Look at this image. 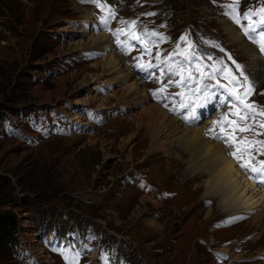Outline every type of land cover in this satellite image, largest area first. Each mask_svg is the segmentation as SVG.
<instances>
[{
	"label": "rangeland",
	"instance_id": "rangeland-1",
	"mask_svg": "<svg viewBox=\"0 0 264 264\" xmlns=\"http://www.w3.org/2000/svg\"><path fill=\"white\" fill-rule=\"evenodd\" d=\"M106 1L108 5H114V0ZM245 1L255 7L264 0H229L227 3L225 0H152L149 5L160 8V11L145 15L146 20L154 22L171 10L172 13L165 16L169 38L178 37L180 29L186 26L220 35L250 75L247 79L250 83L240 94L228 85V81L243 86L242 78L227 75L220 79L204 60V50L198 46L187 51L188 62L184 64L185 44L174 47L177 43L172 45L166 41L164 65L167 69L159 71L161 54L150 59L152 44L147 43V38L153 37L156 30L145 36L137 33L136 29L142 31L140 27H133L125 41L117 42L113 35L117 31H107L109 40L120 57L122 54L133 57L131 64L124 62L131 74L128 66L133 68L135 55L146 59L148 69L136 72L139 77L135 78L149 101L173 117L190 116L194 108L198 112L195 106L205 90L202 82L218 81V86L212 89L219 98L217 107L199 113L194 122L182 125L201 126L206 120L213 119L212 111L226 107V112L218 120L226 126L229 118L240 119L237 111L246 107V98L255 88V81V97L264 103V78H255L252 74L253 58L239 49V43L233 44L232 37L223 29L229 21L224 18H230L224 13L226 9ZM119 2L121 7L118 10L127 15L139 8L136 0ZM94 10L95 7L80 0H0V173L5 172L8 177L12 196L15 195L18 202L27 201L22 206H0H12L20 223L16 232L19 242L0 249V264H22L25 255L21 253L22 247L32 250L40 264H64L65 258L78 261L74 253L81 248L76 235L63 241L54 229H35L36 220L44 211L53 217L54 223L58 217L59 221H66V226L72 225L69 214L74 213L78 215L75 223H92L110 240L123 238L126 243L121 240L119 247L129 250L134 264H264V228H258L249 220L263 209L264 191L256 186L249 187L239 175L233 179L235 181L221 175L222 184L211 186L213 183L209 182L207 174L194 177L196 171L183 163L186 158L179 149L168 150V156L150 148V143L137 132L132 116L135 109L110 96L115 89L114 83L97 80L103 68L97 61L105 52L99 51L101 49L93 45V40L105 27L96 24L94 29L93 23L90 27L87 25L86 19ZM122 20V25L128 22L124 16ZM191 36L186 32L184 41L188 42ZM249 36L255 41L259 39L256 31ZM133 41L140 44L139 49ZM202 42L206 43L202 46L212 47L209 41ZM42 46L48 50L33 60L32 56ZM175 58V65L183 66L180 75L168 70ZM185 78L192 84L182 88L178 98L172 83ZM95 85L105 92L98 91ZM109 96L103 102L102 98ZM88 97H93V101L84 100ZM171 102L174 106L177 104V109L170 114L161 103L169 105ZM87 105L100 110L94 114L99 124L93 132L60 135L53 133L56 127L46 128L50 119L55 121V117H62L65 110L85 120L83 110ZM107 110L110 113H105ZM247 117L252 119L251 125L264 132V114L256 110ZM57 129L59 132L65 130ZM123 140L130 143V152L121 147ZM237 143L232 141L228 147L237 151ZM246 152L245 148L238 150L241 162L246 161ZM247 161L254 162L253 157ZM133 170H139L140 175L129 182L124 174ZM246 172L240 171L242 177ZM143 174L149 179L143 180ZM152 182L158 187V194L160 189H168L174 194L167 193L162 199L152 194L151 201L155 200L157 204L146 201L142 206L140 197L150 191ZM232 190L233 195L228 196L226 192ZM247 198L257 202L245 207ZM237 210H241L238 216L227 215L238 213ZM149 219H156L162 229H152ZM256 235L258 238L254 239ZM104 249H108L105 244ZM220 249L228 253L235 250L238 254L226 255ZM82 254L84 259L76 264H91L84 252Z\"/></svg>",
	"mask_w": 264,
	"mask_h": 264
},
{
	"label": "bare ground",
	"instance_id": "bare-ground-1",
	"mask_svg": "<svg viewBox=\"0 0 264 264\" xmlns=\"http://www.w3.org/2000/svg\"><path fill=\"white\" fill-rule=\"evenodd\" d=\"M91 15L92 16H89L86 19L88 21L87 25H90V22L95 25V23L97 22V20L94 18L95 14L91 13ZM86 20H83V22H86ZM224 20L228 19L224 18ZM223 29L227 31L232 37V40L235 41H232L233 44L239 43V49L243 50L246 53V56L250 55L253 58V62L251 64V71L255 78H264V52L261 50L258 44L255 41L249 39L247 35L243 34L239 29L238 24L233 21H228V23L226 22L223 25ZM107 34V32L103 33L102 31H100L96 34L97 37H95V39L93 40V45H95L96 48L101 49L105 52L104 57L97 61L101 66H103L101 77L97 80L105 84L114 83L115 89L112 90L110 96H113L118 99L119 103L123 104L124 106L133 107L135 109V113L132 116L134 118V121L136 122L137 132H139V134H141V136H143V138H145L150 143V148L153 151H162L163 153H165V155L168 154V150L170 149H179L182 152L183 157L186 158V161L183 163L192 168L193 172L196 171L193 174L194 177L198 178L204 174H207L206 176L210 177L209 182L213 183V185L211 186H214V183L222 184V181L220 182L219 179L221 178V175L226 177L227 179L231 178V180H236L237 175H239L238 177L241 176V179H244L245 182H248V184L246 183V185H248L249 187L255 186L256 182L249 178L252 176H256V173L250 171V169L253 167H250V165H248L249 167L247 169L245 168V171L247 172L244 173L245 176L243 175L244 177H242L240 173L242 169H239L240 167L238 168V166H236L238 164L236 160L233 157L231 158V154L234 149L228 147L230 143V136L235 135V129H240V127L244 124H247L248 121L239 124L236 123V121L231 120V128L227 130L221 127V123H217V129L211 131L210 134H222L220 136L219 141L212 140L204 135V124H201V126L183 127L184 124L178 118L167 114L164 110L157 106L158 104L155 105V102L151 103L149 101V98L145 93L143 87L140 85V83L137 82L135 78L136 75L134 69L128 66L132 71V74L134 75L133 76L124 64L125 60L120 57L116 51L112 49L113 45L109 40L110 38ZM171 41L172 39L169 40V42ZM110 96L103 97V102L110 98ZM212 98H214V96H212ZM84 100L92 102L93 97H88ZM196 107L199 109V106ZM210 107L212 108V105ZM205 109L208 110V106H206ZM238 113L239 117L244 118L245 113L243 111H238ZM195 118L193 116L188 119H185L184 116L182 117V119L186 122H191ZM216 118L217 115H215V117L211 120H206V124L208 123L207 126L209 128L214 127V124L216 123ZM131 137L132 136H130V138ZM237 140L240 141L239 139H233V142L236 143L238 142ZM246 142L248 146L252 148L253 151L258 153L257 159L260 160L261 164V162L264 161V146L261 141L253 137L252 140L248 139L246 140ZM129 144L130 143L128 141L123 140L120 145L124 149H128V152H130L132 147L131 145L129 146ZM168 146L170 148H167ZM169 155L170 154H168V156ZM248 155L251 156V154ZM232 159L235 162H232ZM235 163L237 164L235 165ZM258 164L255 168H259ZM262 184L264 189V183ZM233 192L234 190L228 191L226 193L229 196L231 194L233 195ZM142 194L143 196L140 197L142 206H144V203L146 201L153 200L151 199V196L148 193ZM224 194L225 193L220 194V198H222ZM151 202H156L157 204V201L155 200ZM256 202L257 200L253 202L247 198L245 199V207H251ZM255 208L257 210V207ZM256 210H253L252 212H255ZM240 211L241 210H237L238 213H241ZM150 218L152 217L150 216ZM249 220L250 222L256 224L258 228H264V206L263 209H259L258 212L254 213V215ZM148 224L152 227V229H162V225L159 224L156 219H149ZM257 238L258 235L254 236V239ZM223 248L225 249V247ZM226 252L228 253V251ZM228 254L231 256H237L238 253L234 250L231 252L229 251Z\"/></svg>",
	"mask_w": 264,
	"mask_h": 264
},
{
	"label": "trees",
	"instance_id": "trees-1",
	"mask_svg": "<svg viewBox=\"0 0 264 264\" xmlns=\"http://www.w3.org/2000/svg\"><path fill=\"white\" fill-rule=\"evenodd\" d=\"M48 50L47 47L42 46L37 50V53L32 56L35 60ZM39 66V65H36ZM8 177L5 172L0 173V206L1 204H10L12 206H22L27 201L24 199L22 202H18L15 195L12 196L11 191L8 189ZM42 189V188H41ZM9 207H0V249H5L8 244H14L18 241L16 228L18 226V215L16 211Z\"/></svg>",
	"mask_w": 264,
	"mask_h": 264
},
{
	"label": "snow or ice",
	"instance_id": "snow-or-ice-1",
	"mask_svg": "<svg viewBox=\"0 0 264 264\" xmlns=\"http://www.w3.org/2000/svg\"><path fill=\"white\" fill-rule=\"evenodd\" d=\"M94 2H95V0H94ZM100 6L103 7V5H100ZM261 11H264V9H261ZM237 22H239V21H237ZM260 23H261V24H264V20H261ZM249 28H250L253 32L255 31V29H254L251 25L249 26ZM246 34H248L247 31H246ZM261 50L264 51V43L261 44ZM150 66H151V65H150ZM142 67H143V66H142ZM241 75H242V73H241ZM245 79H247V78H245ZM178 83H179V82H178ZM160 91H163V89H160ZM181 107H186V105H181ZM193 117H195V113H194V112H193ZM185 119H188V117H185ZM241 130H243V129H241ZM232 155H233L234 157H236L237 160L240 159V157L237 156V154H236L235 152H233ZM240 166H241L242 168H246V169L249 167L248 165H246V164H244V163H241ZM250 171L253 172V173H256V174H257V176L254 177V178H257V179L260 180L261 183H264V161L261 162V166H260L259 168H255V167H253V168L250 169Z\"/></svg>",
	"mask_w": 264,
	"mask_h": 264
}]
</instances>
